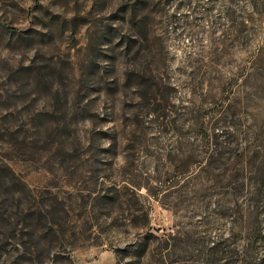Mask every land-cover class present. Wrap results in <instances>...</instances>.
<instances>
[{
    "label": "rangeland",
    "instance_id": "374dc122",
    "mask_svg": "<svg viewBox=\"0 0 264 264\" xmlns=\"http://www.w3.org/2000/svg\"><path fill=\"white\" fill-rule=\"evenodd\" d=\"M0 264H264V0H0Z\"/></svg>",
    "mask_w": 264,
    "mask_h": 264
},
{
    "label": "trees",
    "instance_id": "16d2710c",
    "mask_svg": "<svg viewBox=\"0 0 264 264\" xmlns=\"http://www.w3.org/2000/svg\"><path fill=\"white\" fill-rule=\"evenodd\" d=\"M146 250H147V246L146 245H144V246H142L140 249H139V252L137 253L138 254V256H142V255H144L145 254V252H146Z\"/></svg>",
    "mask_w": 264,
    "mask_h": 264
}]
</instances>
